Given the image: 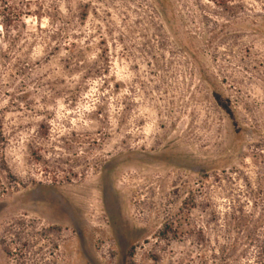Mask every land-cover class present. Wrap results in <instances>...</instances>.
<instances>
[{
	"label": "rangeland",
	"instance_id": "374dc122",
	"mask_svg": "<svg viewBox=\"0 0 264 264\" xmlns=\"http://www.w3.org/2000/svg\"><path fill=\"white\" fill-rule=\"evenodd\" d=\"M233 5L0 0V264H264V0Z\"/></svg>",
	"mask_w": 264,
	"mask_h": 264
},
{
	"label": "trees",
	"instance_id": "16d2710c",
	"mask_svg": "<svg viewBox=\"0 0 264 264\" xmlns=\"http://www.w3.org/2000/svg\"><path fill=\"white\" fill-rule=\"evenodd\" d=\"M234 2L235 0H212V3H214L217 7H220L222 9H225L226 11H231L233 12L236 7H234ZM4 19L7 21V22H10L12 21V19H17V16L16 14H13V13H7V15L4 16ZM10 185H4V184H0V196H3L4 194H6V192L9 190V187ZM22 246H19L18 249H16L13 252L11 251H8L6 249H3V252L6 256L8 257H12L14 259H17L18 260V264H26L25 263V256H24V251L22 250Z\"/></svg>",
	"mask_w": 264,
	"mask_h": 264
}]
</instances>
